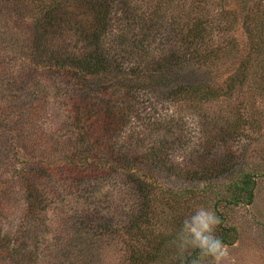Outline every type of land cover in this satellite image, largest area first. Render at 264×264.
Listing matches in <instances>:
<instances>
[{"label": "rangeland", "instance_id": "374dc122", "mask_svg": "<svg viewBox=\"0 0 264 264\" xmlns=\"http://www.w3.org/2000/svg\"><path fill=\"white\" fill-rule=\"evenodd\" d=\"M68 1H55L57 11L65 4L66 26L78 13V3ZM151 1L115 0L111 51L126 70L183 47L181 33L169 29L176 13L162 9L149 20ZM50 2L0 0V237L9 238L3 248L18 250L21 264H264V0L257 8L253 1L229 0L228 9L238 12L232 33L238 51L221 54L204 69L168 72L164 86L135 94L140 118L125 124L117 146L129 160L163 140L166 164L152 170L113 164L108 173L95 169H105L103 162L70 171L80 150L77 132L66 125L72 80L62 81L38 57L54 58L61 53L57 45L69 47L76 38L74 30L57 26L36 42L34 21ZM225 2L208 0V25ZM245 14L259 20L257 29L256 22L250 25L252 39L242 27ZM224 37L231 36L214 35V46ZM203 80L216 89L213 100L165 101L171 86ZM27 162L49 169L34 186L40 203L33 212L19 176ZM245 177L252 184L243 183ZM141 184L151 191L147 213ZM198 206L220 217L215 234L225 252L218 260L179 248L182 221Z\"/></svg>", "mask_w": 264, "mask_h": 264}, {"label": "trees", "instance_id": "16d2710c", "mask_svg": "<svg viewBox=\"0 0 264 264\" xmlns=\"http://www.w3.org/2000/svg\"><path fill=\"white\" fill-rule=\"evenodd\" d=\"M55 1L51 0L49 6L44 4L47 8L41 11L40 19L34 21L36 23L34 29L36 42L47 38L49 32L57 26L74 30L72 37L76 39L73 40V44H69V47L63 48L57 45L61 53L55 54L54 58L44 59L40 55L38 57L39 62L49 64L48 67L51 66L56 72L55 76L62 81L72 80L70 83L73 84V90L69 92L72 93L69 99L72 114L66 125L77 132L75 142L77 147L80 145V150L77 154H73L70 160L73 163L69 162L70 171L74 172L73 167H75L86 172L91 169L90 165L93 162H103L101 168L105 169L95 168L99 171L104 170L103 173H108L115 168V165L119 167L124 163L130 165V168L136 165L146 170H152L153 165L159 162L162 165L166 164V159L162 156L166 151L163 140L147 153L129 160L123 154L125 149L122 150L117 146L118 135L125 124L130 123L133 118H140L141 112L135 102L137 99L135 94L144 93L147 89L149 92L158 90L165 85L163 81L168 77L165 75L168 72L171 74L174 70L179 71L181 67L189 65L193 67L198 65L199 68L204 69L219 59L221 54L238 51L236 39L232 36L234 27L238 23L235 19L238 12L228 9L229 0H225V4L222 3L223 8L219 7L221 15L215 17L208 25L207 19L210 14V9L206 8L208 0H192L191 3L187 0H178V3L176 0H152L153 11L149 20L156 17L162 9H165V13L169 10L176 13L169 29L181 33L180 40L183 45L181 50L186 51L174 50L158 61L153 63L150 61L143 66L130 64L126 70L123 68L124 62L119 61L111 51L112 47L114 48V41H117L111 34L113 25L111 16L115 0H73L78 3L74 6L78 13H74L70 21H67L66 24L69 26L61 24V20L68 16L65 12V4H62L57 11ZM249 1H253L252 5L255 8L260 4V0ZM257 20L255 16L250 18L246 14L241 20L243 29L251 39L255 34L254 25L252 28L250 25L256 22L255 29H257L259 24ZM220 23L225 25L220 26ZM218 34L222 36L229 34L231 37H224L222 45L214 46L212 39ZM173 36L176 38L177 34ZM256 50L254 49V52ZM188 52L189 55L186 54ZM101 76L107 78L103 80ZM93 80L98 82L97 86H93ZM238 82L242 85L243 79H239ZM165 94L166 100L162 97L161 100L170 103L175 102L177 98L184 103H190L194 99L199 103H207L216 97V89H213V85L207 80H203L171 86ZM155 123L154 126L157 128L161 124L159 119ZM86 143L87 146L84 145ZM27 163L24 166L29 167L21 169L19 176L25 189L27 208L33 212L40 203L38 189L34 186L40 182V177L46 176L49 169L42 167L36 169L34 165ZM243 183L252 184V179L245 177ZM141 185L143 187L140 189L141 200L146 210L144 213H147L150 202L148 196L151 191L148 186ZM8 241L9 238L0 237V264H21L23 256L18 250L11 246L3 248Z\"/></svg>", "mask_w": 264, "mask_h": 264}, {"label": "clouds", "instance_id": "9594fccd", "mask_svg": "<svg viewBox=\"0 0 264 264\" xmlns=\"http://www.w3.org/2000/svg\"><path fill=\"white\" fill-rule=\"evenodd\" d=\"M220 217L210 207L198 206L181 224L177 242L181 250L198 249L201 257L218 260L225 252L224 242L215 234ZM193 264H199L194 260Z\"/></svg>", "mask_w": 264, "mask_h": 264}]
</instances>
